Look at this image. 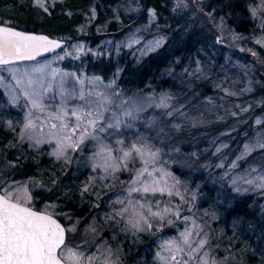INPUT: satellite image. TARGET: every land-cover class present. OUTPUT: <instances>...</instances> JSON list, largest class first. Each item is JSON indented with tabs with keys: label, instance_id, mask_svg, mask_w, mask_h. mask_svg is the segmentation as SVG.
<instances>
[{
	"label": "trees",
	"instance_id": "1",
	"mask_svg": "<svg viewBox=\"0 0 264 264\" xmlns=\"http://www.w3.org/2000/svg\"><path fill=\"white\" fill-rule=\"evenodd\" d=\"M43 2L41 8L35 0H0V23L65 39H73L83 31L91 38L88 46L94 55L88 58V74L105 83L114 80L111 91L115 88L123 98L137 95L160 100L166 94L173 114L163 113L167 124L163 125L166 135L161 148L179 159L173 162L175 178H184L188 194L197 195L199 201L205 194L207 199L199 205H210V210L218 214L217 220L209 222L217 233L218 244L228 247L221 255L245 259L248 264H264V195L257 190L237 193L227 179L221 180V168L214 173L213 165L207 168L210 162L216 163L220 154L215 148L219 144H227L220 156L229 162L246 141L264 135V121L253 124L256 117H264V109L254 107L257 101L264 102V42H256L264 41V17L253 18L250 13L258 0L204 3L206 14L213 19L223 18V23L241 37L242 48L251 51L252 57L247 51L215 41V32L204 29L201 23L182 20L184 14H176L173 0ZM132 33L143 36L134 53L126 43ZM161 38L160 47L147 55L141 53L152 39ZM247 82L250 91H246ZM232 91L234 94L230 95ZM246 107L250 108L244 111ZM200 110H209L210 122L201 126L178 123L181 117L197 115ZM5 119L0 111V187H9L7 180L37 182L40 186L34 190L31 206L47 210L65 225V213L77 217L96 215L97 210L91 209L93 198L80 192L85 183L81 174L74 178L75 168L59 170L47 146L31 147ZM158 119L164 124L163 117ZM196 149L201 153L198 159L192 157ZM258 157L254 163L264 166V151ZM100 196L101 209H105L108 195ZM191 202L184 201L180 208L184 210ZM114 235L115 232L107 239L119 250L120 245L115 243L119 239L115 240ZM142 242L130 244L128 239L125 243L122 256L128 264H142ZM148 245L152 246L149 242Z\"/></svg>",
	"mask_w": 264,
	"mask_h": 264
},
{
	"label": "snow or ice",
	"instance_id": "2",
	"mask_svg": "<svg viewBox=\"0 0 264 264\" xmlns=\"http://www.w3.org/2000/svg\"><path fill=\"white\" fill-rule=\"evenodd\" d=\"M35 2L37 6L44 7L43 0H35ZM250 13L253 18L264 17V0H258L256 6L251 7ZM152 16L155 17V12H152ZM221 21L223 22V18ZM262 25H264V20H262ZM240 38L238 35L232 36L234 40ZM256 42L259 44L264 41L257 40ZM131 43H139V40L132 39ZM131 43L128 45L129 47H131ZM162 43L163 38L150 42V45L153 46H150L148 51H154ZM60 46L59 42L49 40L46 36L28 34L0 24V67L12 65L16 61L35 60L42 53L52 52ZM66 55H71V53H66ZM57 58L63 59L64 57ZM5 70L11 72L27 104L31 105L26 116L25 129L35 127L32 109L43 113L50 107L54 108V111L47 112V116L48 119L59 122L51 125L52 129L57 130L52 133L54 137H57V147L53 153L57 158L64 156L68 149L77 151L86 140H94L99 145L96 155L104 157V163L99 166L104 167L106 172L109 169L112 172L120 170L121 164L116 162L117 159L124 162L123 167L127 169V161L133 159L134 154L140 158L143 167L136 171L131 186L127 189L128 198L116 201L123 205L116 212V216L127 217L126 224L129 228L137 233L150 232L154 223L161 224V226L163 223L172 224L173 221L167 219L170 215L185 222L190 220L187 216L181 217L180 209L177 206L160 207V203L157 201L155 204L157 210L154 211L152 203L141 202V199L146 200L147 194L155 196L157 193L161 196L165 194L169 197L178 196L181 201L185 200L178 190L180 182L175 180L172 174L164 168L155 166L160 155L159 149L154 151L145 140L143 143L131 144L127 150L121 147L119 151L122 156L117 158L112 156L113 149L104 143L106 137L115 138L123 135L122 128L131 129L134 127L138 113L144 111L142 104L134 103L122 109L117 115L112 110L114 104L112 97L104 92L95 91V88L101 86L100 77L89 79L87 83L93 87L86 88L83 78L73 72L52 68L50 61L26 68L22 72L12 67ZM2 79L3 77H0V80ZM69 81H71L70 87L68 86ZM104 87L110 88L111 84L104 85ZM246 90L250 91V89ZM115 95L118 96L119 93H115ZM169 99L165 94L161 97L160 103L155 106L168 108L167 101ZM19 100L20 96L14 93L10 94L9 102L11 104L15 105ZM121 103L128 104V101ZM243 110L247 111V109ZM172 114L171 111L167 113L169 116ZM255 123L260 124L261 121L257 119ZM177 127L179 126L177 125ZM58 133L60 135H57ZM115 142L119 145L124 144L122 139H116ZM36 143L39 144L41 141L37 140ZM222 147H226V145ZM257 150L264 151V135H258L254 141L245 143L240 155L230 167L237 168V161L246 159ZM217 151L220 149L218 148ZM150 165L151 170L149 169ZM217 166L223 167V165ZM256 171L255 168L249 170L250 173ZM169 180L173 182L169 183ZM237 180H242L243 183L255 188L264 189V174H258L248 179L243 177L233 179V190L241 193L242 190L237 186ZM249 190L248 188L243 189L244 192ZM85 191H87V187ZM133 193L143 195L141 199H133ZM32 199L27 187L15 190L11 186L7 189L0 187V264H85V260H87V264H93L94 256L85 257L78 248L68 246L67 233L74 232L75 227L66 229L54 214L47 210H35L31 206ZM191 199H195L194 194ZM192 224L198 227L195 225V221H192ZM193 235V230L186 228L179 233L178 238L164 241L161 251L166 255L158 252L157 258L163 261V264H215V261L210 262L206 258L207 252L200 254L208 244V240L204 238L193 240ZM195 235L199 236L200 233L196 232Z\"/></svg>",
	"mask_w": 264,
	"mask_h": 264
},
{
	"label": "rangeland",
	"instance_id": "3",
	"mask_svg": "<svg viewBox=\"0 0 264 264\" xmlns=\"http://www.w3.org/2000/svg\"><path fill=\"white\" fill-rule=\"evenodd\" d=\"M205 1L206 0H173V4L176 14L180 12L184 14L182 20H191L193 22L197 21V23L199 22L202 26H204V29L213 30L216 34L215 41L223 43L225 44V46H230L241 51H247V48H242L243 41L241 38L235 40L232 39L233 35H237L233 30L229 29V27L226 26L225 23H223L221 20L216 18L213 19L210 14H206L204 10ZM127 7L131 9L130 6ZM88 36L89 35L87 33L79 31L76 37L73 39L63 38L68 41V48L57 53V55H52L48 58H44L42 60L34 62H24L0 67V77H3V79L0 80V111L4 114V117L6 118L5 120H7L8 125L17 132V135L21 140L28 142L31 147L40 149L43 146H47L50 150V156L54 159V162L58 163L59 170H69L70 168H75L73 173L74 178H78L81 174L80 176L83 180H85V183L82 184L79 188L80 192L82 194L86 193L88 194V197L91 196L93 198L91 209L97 210L96 215L89 214L85 217H77L71 216L68 213L63 214L66 228L71 229L75 227L74 232L67 233L68 246L78 248V250L82 252L85 257L90 255L94 256L95 260L93 261V264H105V261H107V264H128L122 256V252H124L125 250V243L127 242V240L130 239V244H132V241H136L138 243L146 239L148 241L146 243L142 242L141 244V263L163 264V261L157 258V253L161 252L162 255H166V253H163L161 251V245L164 243V241L178 238L180 232L184 231L186 228H191L194 232L193 240H198L200 238L208 240V244L204 249L201 250L200 254L202 255L203 252H207L208 256L206 258L209 259L210 262L215 261V264H248L247 262H245V259L235 258L233 260L227 258V256L225 257L224 255H221V252L225 251V249H228V247H222L218 244L219 240L217 237V233L211 226V222H214L219 218L218 214L215 212V210H210V205H206L203 208L199 205L200 201L207 199L205 194H202V200L200 201L197 199V195H195L194 200L191 199L192 195L190 196L188 194L189 192L187 181L184 178H179L180 176L178 178H175L176 176H174L172 169L174 164L173 162L178 161L179 159L176 154H174L175 156L172 157L171 155L167 154L163 148H161V145L164 142V135H166V132L163 131V125L166 126L167 124V117L163 113H168L170 111L172 112V109L169 107V110L168 108L156 107L155 105L159 104L160 100L140 98L137 95L130 96V98H123L121 94L117 96L115 95V93L119 92L115 90V88L113 92L111 91V87H115V83H113L114 80L112 79L105 83L100 78L101 86L95 88V91L104 92L112 97L114 101L112 110L116 112L117 115L120 114L122 109L127 108L134 103L142 104L144 106V111L138 113V119L135 121L133 128H122L121 131L123 132V135L117 136L115 138L106 137L104 139V143L113 149L112 156L119 158L120 156H122V153L119 151L121 147L127 150L128 146H130L131 144L143 143L146 140L151 145L154 151L156 149L160 150L159 159L155 166L157 168H164L166 171L172 174V177H174L175 180H178L180 182L178 185V190L185 197L184 201L190 199L192 200V202L189 203L184 210H182L180 208V205L184 201H181L180 197L178 196L169 197L166 194L161 196L159 193H157L155 196L147 194V198L146 200H144L141 199V196L143 194L133 193V199H141L142 203H152L154 205V211L157 210L155 204L157 201H159L160 207L169 205L177 206L180 209L181 217L187 216L190 218L189 221L185 222L182 219H177L175 216L170 215L167 219H171L173 221L172 224L161 222L163 223V226H161V224L154 223V227L150 232H134V230L129 228L126 224L127 217L122 218L120 216H116V212L123 207V205L116 203V201L128 198L127 189L131 186V181L134 179L136 171L143 167V164L139 157L135 156L134 154L133 159L127 161V169H124L123 167L124 162L117 159L116 162L121 164L120 170L112 172L111 169H109L106 172L104 167L99 166L104 163V157L96 155V153L99 151V145L94 140H86L82 145H80V148L77 151L74 152L71 149H68L64 156L57 158L53 154L57 147V137H54L52 135V133L56 132L57 130L52 129L51 125L53 123L58 124L59 122L48 119L47 116L48 111H54V108L52 107H50L46 112L43 113L39 112L38 110L32 109V119L35 127L29 129L24 128L25 123H27L26 116L31 108V105L27 104V101L23 97L20 88L16 85V81L13 79L11 72L5 69L8 67H12L17 68L22 72L26 68H30L34 65L50 61L52 68H58L65 72L76 73L78 76L85 80V87L91 88L93 86L88 85L87 81L98 76L94 74H88L86 72V66L88 65V62L90 60L88 58H90L91 55V49L88 46L90 44L91 38H87ZM142 38L143 36H138L136 33H132L127 36L126 43L131 53L135 52L136 44H138L131 43L132 39H137L140 43L142 41ZM152 41L155 40L152 39L150 42ZM150 42L141 49V53L147 55L151 52L148 51V48L150 46H153L150 45ZM130 43L131 47L128 46ZM118 44L119 46L121 45L119 42ZM247 52L250 53V56L252 57L251 51L248 50ZM66 53H71V55H66ZM91 56H93L94 58V55ZM57 57L64 58L58 59ZM244 57L246 58L247 56L244 55ZM251 57L248 58L251 59ZM109 84H111L110 88L104 87V85ZM68 86H71V81H69ZM76 86L79 87V85ZM246 86V89H248V82ZM13 93L20 96V100L15 105L9 102L10 94ZM58 99L59 98L57 97V100ZM122 101H128V104H122ZM251 101L252 100H250V103ZM167 103L169 104L168 101ZM254 107L264 109V102L257 101ZM249 108L250 107H246L247 110ZM208 111L209 110H200L198 111L199 113H197V115L181 117L178 123L181 124L182 122H184L190 123L193 126H201L202 123L210 122L207 114ZM160 116L165 119L164 124L162 122L163 120L158 119V117ZM257 119L261 121L260 124H262L264 121V117H256L253 122L255 126L260 125L255 123ZM57 135L60 134L58 133ZM116 139H122L124 141V144H116ZM37 140L41 141V143L37 144ZM248 142L246 141L245 143ZM156 143L159 144L156 145ZM224 145L227 144L222 143L216 146L215 152L223 155L225 152V147L222 146ZM218 148L220 149V151H217ZM242 150L243 147L233 159L229 160V162H226L224 159H222V156L220 155L216 157V163H211L210 159V164L207 165V168L209 169L213 165L211 169L213 173L218 172L217 170L221 168V180L227 179V182L231 184L232 180L237 179V177L248 179L258 174H264V166H258L254 163V160H259L258 156L263 153V151L260 150L253 152L244 160L237 161V168L230 167L232 162L236 160L237 156L240 155ZM192 154V157H194V159H198V156L201 155L200 152H197V149ZM172 158L173 160L171 162ZM184 158L188 159L189 157ZM261 162H263V160H261ZM217 165H223V167H218ZM253 168H255L257 171L250 173L249 170ZM149 169L151 170V165L149 166ZM172 182V180H169V183ZM6 184H8V186H11L13 190H15L16 188L23 189L24 187H27L32 198H34V190L36 188H39L40 186V184L35 181L7 180ZM237 186H239L242 191L243 189L248 188L250 189L249 191L257 190L264 195V189H259L255 188L252 185H247L243 183L242 180H237ZM86 187L87 191H85ZM101 194L108 195L105 201V209H101ZM192 221H195V225L198 227L193 226ZM100 225L103 227H101ZM157 229L159 230L157 231ZM113 232H115L114 239H119V242L115 241L116 245H120L119 250L115 247L113 248L108 242L107 238H112ZM196 232H199L200 235L196 236ZM148 242L152 246H149ZM85 264H87V260H85Z\"/></svg>",
	"mask_w": 264,
	"mask_h": 264
},
{
	"label": "water",
	"instance_id": "4",
	"mask_svg": "<svg viewBox=\"0 0 264 264\" xmlns=\"http://www.w3.org/2000/svg\"><path fill=\"white\" fill-rule=\"evenodd\" d=\"M0 24H3V23H0ZM4 26H9V27H13L15 28L17 31H22V32H25V33H28V34H33V35H38V36H46L48 37L49 40H54V41H57L60 43V48H56L54 49L52 52H46V53H42L40 56H37L35 60H24V61H16L14 62L13 64H18V63H24V62H34V61H38V60H41V59H44V58H48L54 54H57L59 52H61L62 50L66 49L67 46H68V41L63 39V38H60V37H55V36H51L47 33H42V32H35V31H30V30H24V29H21V28H18V27H15V26H11L9 24H3ZM12 64V65H13ZM35 210H38L36 208H34ZM43 211V210H41ZM55 216V215H54ZM55 218L57 220L60 221V223L66 228L65 224L58 218L55 216ZM67 229V228H66Z\"/></svg>",
	"mask_w": 264,
	"mask_h": 264
}]
</instances>
